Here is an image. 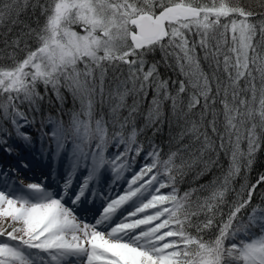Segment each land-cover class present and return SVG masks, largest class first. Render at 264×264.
<instances>
[{
	"label": "snow or ice",
	"instance_id": "snow-or-ice-1",
	"mask_svg": "<svg viewBox=\"0 0 264 264\" xmlns=\"http://www.w3.org/2000/svg\"><path fill=\"white\" fill-rule=\"evenodd\" d=\"M31 6L40 9L44 24L38 30L25 24L26 32L6 41L14 49L12 62L0 65V151L14 159L0 164V264H264V206L253 205L264 173L254 183L247 176L264 144V0L254 6L239 0H36ZM28 7L29 0H0V25L22 23ZM23 37H34L35 47L25 41L17 59ZM157 52L159 60L147 59ZM162 64L184 77L172 81L175 94L161 79ZM110 69L109 118L103 112L96 118ZM41 85L61 102V89L78 102L67 123L37 120ZM149 90L152 107L138 131L136 98L145 99ZM184 94L187 111L180 107ZM169 101L184 124L170 137L175 150L162 158L159 145L145 151L137 136L146 128L153 135L161 131ZM32 128L36 139L26 130ZM110 144L113 154L106 156ZM221 152L229 157L224 174L181 194L180 182L189 173L202 179ZM37 157L63 168L56 190L52 172L25 182ZM137 157L146 162L131 171ZM242 167L237 189L233 182ZM78 173L83 177L77 183ZM108 175L111 184L102 186ZM259 196L264 203V190ZM249 208L244 223L241 214ZM213 228L214 236L205 239Z\"/></svg>",
	"mask_w": 264,
	"mask_h": 264
},
{
	"label": "trees",
	"instance_id": "trees-1",
	"mask_svg": "<svg viewBox=\"0 0 264 264\" xmlns=\"http://www.w3.org/2000/svg\"><path fill=\"white\" fill-rule=\"evenodd\" d=\"M45 0H40V3H44ZM239 2L242 5L249 6L252 5L254 6V0H239ZM36 0H29V7L21 13L19 16V21L22 23H17V24H12L9 21H5L2 25H0V65H9L11 64V60L9 59V54L13 53L14 49L12 47H7L5 46V42L7 41L8 44H11V41L13 39H16L22 31H27L26 28H24V25H28L33 29H39L44 22L45 18L40 14V9L37 7L33 9L31 6L32 4H35ZM9 29H11L9 31ZM258 39V37H257ZM27 42L29 47L34 48L35 47V39L34 37H23L21 40V48L20 49H15V56L17 59H20L24 56V51L21 50L23 49L24 42ZM199 52V49L197 50ZM202 55V53H201ZM149 61L153 60H159L160 59V53L157 52L154 56H149L147 58ZM201 66L203 67L204 71L208 72L210 71L208 63L204 60H201ZM119 75V73H116ZM160 75L161 79L168 80L169 82V91L175 94L176 88L178 87V84L174 85L172 81H179L181 79H184L182 75L179 74L178 71H173L164 66L163 64L160 67ZM113 79V72L110 69L109 72L107 73V76L105 78V103L103 107L101 105L96 104V118L99 117V114L103 112L105 119H108V112H109V106L113 101H111L107 97L108 91H110V82ZM243 81H241V85L243 86ZM114 84L111 85V88H114ZM257 86L259 87V78L257 80ZM39 91L41 94L44 96V99L40 102V112L37 114V120L40 119H47L48 117H51L53 120L57 119H63L65 123H67L68 120V113L72 111L73 109L78 110L79 104L78 102L74 104L73 99L71 95L64 89H61V92L65 99L61 102L60 100L57 99L56 94L49 88L47 93H45L43 86L41 85L39 88ZM154 96V92L152 90L148 91L147 97L143 100H140L139 97L136 99L139 100V112L135 117V126L137 130L144 128L147 118H148V111L152 107L151 105V100ZM182 99L184 103L180 106L183 111H187L185 105L187 103V94H184L182 96ZM133 102V98L130 96L127 100V103L131 105ZM215 109L218 113V119H217V128L219 131H223V116H222V105L219 103V100H217V103L215 104ZM27 110V109H25ZM195 113L199 112V108L193 110ZM122 116L127 115V110H122L121 112ZM180 116V111H178L175 115H173L172 110H171V102H165L163 107H162V117H163V124L160 125L161 131L157 133L156 135H153V129L152 128H146L144 132L140 133L137 136V141L139 143H142L144 146L145 151H150L151 150V145L152 144H157L159 145L162 149L163 152L161 153L162 158H166L165 154L168 153L169 149L171 148L172 150H175V143H169L170 137H174L180 130L181 127L184 124V121L182 119H179ZM191 118L197 119V116H192ZM210 118V117H209ZM205 124H207V121H205ZM27 131H32L33 132V138L36 139V129H26ZM131 131V125H129L125 129V135H128ZM112 128L109 126V135H111ZM209 135L212 136L214 140H216V136H214L211 133V130L209 129ZM189 140L188 138L185 139L184 143H188ZM218 142V141H217ZM241 148L246 151L247 149V143L242 142ZM113 154V146L110 144L108 151L105 153L106 156ZM43 159L37 157L36 159L33 160L32 165L39 164L41 163ZM141 157L136 158V162L134 164V168L137 170L139 167L145 163ZM14 163V159L8 157L6 154H4L2 151H0V164H10ZM32 165L28 170H31ZM229 167V157L226 156L223 152L220 153L219 155V160H218V165L214 166L212 168V171L208 173L206 176H204L202 179L193 180V173H189L182 182L178 185L180 193L182 194L184 191H186L189 187L192 186H198L200 184H205L209 180H211L214 176H222L224 172L227 170ZM38 170V168H36ZM264 173V144H262L260 150L256 153L255 157V162L253 164V167L251 171L247 174L248 180L250 183H254L256 177L260 174ZM245 176L244 169L242 167L241 174L239 177L236 178V180L233 182V187L239 188L240 184L243 182V178ZM264 190V189H257V194L254 195L253 197V205L261 203L262 206H264V203L261 202L259 193ZM164 192L169 191V189H164L162 190ZM231 199V197H229ZM224 212L225 214L227 213V206H224ZM251 208L245 210L242 212L241 216L243 218V222H247V216L250 214ZM203 219V217H201ZM254 232L259 234V229H253ZM216 232V229L213 228L209 233L205 234V239H209L214 236ZM242 238V237H241ZM229 243V242H226Z\"/></svg>",
	"mask_w": 264,
	"mask_h": 264
},
{
	"label": "rangeland",
	"instance_id": "rangeland-1",
	"mask_svg": "<svg viewBox=\"0 0 264 264\" xmlns=\"http://www.w3.org/2000/svg\"><path fill=\"white\" fill-rule=\"evenodd\" d=\"M77 30H79V29H77ZM52 166H55L54 167L55 168V171H53V173H55L56 176L50 178L49 183H51L53 185V190H56L57 181L60 179V177L62 175L60 173V170L57 171V169H58L59 166L56 167V164L54 165V164H51V163H48V162L47 163L46 162L45 163H41L38 166V167H40L41 174L36 173V174H38V176L33 177L32 179L26 178L27 181L28 182L29 181L39 182L44 176L48 175V173H50L52 170H54V169H52ZM32 172H34V171H32ZM25 175H26V173H25ZM79 176H83V173H78L76 177H79ZM129 177H130V175H128V172H126L125 175H124V178L121 181H119L120 183L123 181L122 185L121 184H118L117 185L118 182L116 183L117 186L115 185V189H116L117 192L123 190L124 180L128 179ZM81 179H82V177H81ZM81 179L76 178V182L78 183ZM111 181H112V177H111V179L108 180L107 183L104 182V180L102 178V182H101L102 183V186H107V185L111 184ZM100 204H101V202L100 201H97L95 207L98 209L100 207ZM87 219L89 221H91L93 219V213H88L87 214Z\"/></svg>",
	"mask_w": 264,
	"mask_h": 264
}]
</instances>
